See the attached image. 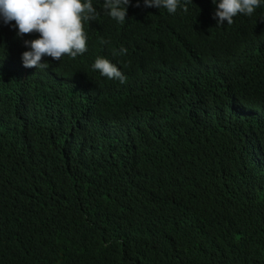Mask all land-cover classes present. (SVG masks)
Here are the masks:
<instances>
[{"label":"trees","instance_id":"trees-1","mask_svg":"<svg viewBox=\"0 0 264 264\" xmlns=\"http://www.w3.org/2000/svg\"><path fill=\"white\" fill-rule=\"evenodd\" d=\"M192 2L92 0L87 52L46 70L0 21V264H264V2Z\"/></svg>","mask_w":264,"mask_h":264},{"label":"clouds","instance_id":"clouds-1","mask_svg":"<svg viewBox=\"0 0 264 264\" xmlns=\"http://www.w3.org/2000/svg\"><path fill=\"white\" fill-rule=\"evenodd\" d=\"M264 0H212L216 4L213 19L217 25L234 23L238 15L251 17L261 7ZM141 3L146 8H164L169 14L178 9L188 11L192 0H135V6ZM132 0H103V9L112 19L123 24L127 17V8ZM99 12L92 0H0V21L3 24L15 22L17 36L39 34V38L24 40V46L30 50L21 55L23 67L46 70L45 57L61 61L65 56L72 59L87 52L88 34L84 23L95 21ZM107 44L109 41L102 40ZM127 53L121 48L118 55ZM92 70L109 80L126 83L127 77L121 69L107 58L97 57Z\"/></svg>","mask_w":264,"mask_h":264},{"label":"bare ground","instance_id":"bare-ground-1","mask_svg":"<svg viewBox=\"0 0 264 264\" xmlns=\"http://www.w3.org/2000/svg\"><path fill=\"white\" fill-rule=\"evenodd\" d=\"M168 30H170V29H168ZM234 33V32H233ZM171 34V33H170ZM172 40V39H171ZM113 83V82H112Z\"/></svg>","mask_w":264,"mask_h":264}]
</instances>
